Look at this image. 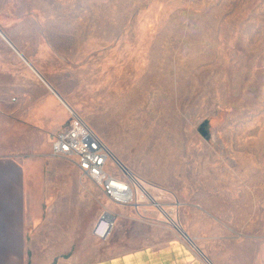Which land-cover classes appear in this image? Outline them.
<instances>
[{
	"label": "rangeland",
	"instance_id": "obj_1",
	"mask_svg": "<svg viewBox=\"0 0 264 264\" xmlns=\"http://www.w3.org/2000/svg\"><path fill=\"white\" fill-rule=\"evenodd\" d=\"M0 30L136 191L116 204L55 167L73 166L50 143L70 109L0 34V98L18 104L20 119L37 118L41 99L59 116L43 130L27 122L33 143L17 155L49 162L51 234L76 236L66 262L180 238L206 264H264V0H0ZM106 212L104 239L94 231Z\"/></svg>",
	"mask_w": 264,
	"mask_h": 264
},
{
	"label": "crops",
	"instance_id": "obj_2",
	"mask_svg": "<svg viewBox=\"0 0 264 264\" xmlns=\"http://www.w3.org/2000/svg\"><path fill=\"white\" fill-rule=\"evenodd\" d=\"M1 36L6 40L2 34ZM17 50H15L16 53L24 60L25 56ZM24 62L48 86L58 100L70 109L68 103L40 73L37 74L26 60ZM2 72L0 65V73ZM9 101V98H0V264H54L56 260L57 264H76L74 258L66 262L62 254L65 253L63 250L66 248L72 250L76 243V236L64 230L59 232L60 230L57 229H54L55 233L51 234V211L44 207L49 196V162L44 157H32L36 159L34 161L29 160L30 157L17 155L24 151L23 145L27 143L28 138L31 140L30 145L33 143V130L28 132L25 127L27 122L31 123L32 127L43 130L41 126L45 128L48 125H57L59 116L51 114L48 108L44 107L47 100L41 99V109L37 118H35V112L28 110L25 113L22 111L25 116L20 119L18 104H11ZM37 121L41 123L35 124ZM50 143L52 150L51 137ZM53 163L55 167L60 166L64 177L68 170L77 180L88 179L74 162H72L73 166L65 161ZM152 200H154L153 197ZM76 214L73 210L69 215L68 221L72 224L77 222ZM109 235L110 232L107 238ZM85 264L206 263L184 240L171 238L161 244H148L115 253L112 251L111 254Z\"/></svg>",
	"mask_w": 264,
	"mask_h": 264
},
{
	"label": "built area",
	"instance_id": "obj_3",
	"mask_svg": "<svg viewBox=\"0 0 264 264\" xmlns=\"http://www.w3.org/2000/svg\"><path fill=\"white\" fill-rule=\"evenodd\" d=\"M69 113V120L51 137L52 156L72 160L82 174L116 204L130 205L135 202L133 183L109 169L111 151L104 140L79 114L73 110H69ZM113 224L111 215L106 212L101 216L94 232L106 239L104 236L110 225L112 229Z\"/></svg>",
	"mask_w": 264,
	"mask_h": 264
},
{
	"label": "bare ground",
	"instance_id": "obj_4",
	"mask_svg": "<svg viewBox=\"0 0 264 264\" xmlns=\"http://www.w3.org/2000/svg\"><path fill=\"white\" fill-rule=\"evenodd\" d=\"M69 107H70V106H69ZM70 108H71V107H70ZM70 110H72V109H70ZM111 155H112V152H111ZM115 157H116V156H115ZM115 159H117V158H115ZM118 161H119V160H118ZM121 165H122V168L125 170V172L128 174V176L131 178V180H132L134 183L138 184V185L141 187L142 191L145 192L149 197L152 198V196L147 192V190L145 189V187H144V186H143V185H142V184L136 179V177H135L133 171L130 170L128 167H126L124 164L121 163ZM156 205L159 206L158 203H156ZM174 225H176V228L178 229V231H180V232L183 233L182 235H184V236L187 237V234L185 233L184 229H183L181 226H179V225L176 224V223H175ZM110 230H111V225L109 226V228H108V230H107V232H106V234H105L104 237H107V236H108ZM210 263H211V262H210Z\"/></svg>",
	"mask_w": 264,
	"mask_h": 264
},
{
	"label": "water",
	"instance_id": "obj_5",
	"mask_svg": "<svg viewBox=\"0 0 264 264\" xmlns=\"http://www.w3.org/2000/svg\"><path fill=\"white\" fill-rule=\"evenodd\" d=\"M0 33L6 38V40L13 46V48H15V46L10 42V40L5 36V34L0 30ZM15 50H17L16 48H15ZM18 51V50H17ZM19 52V51H18ZM21 54V53H20ZM21 56L23 57V55L21 54ZM24 58V60H26L27 61V63L31 66V68H33L36 72H37V74H39V72L37 71V69L25 58V57H23ZM204 133H205V131H203Z\"/></svg>",
	"mask_w": 264,
	"mask_h": 264
}]
</instances>
